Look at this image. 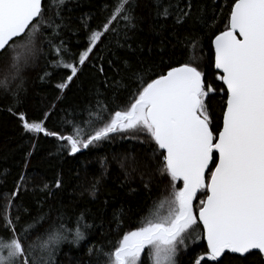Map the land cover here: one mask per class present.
I'll use <instances>...</instances> for the list:
<instances>
[{"label":"snow or ice","instance_id":"obj_1","mask_svg":"<svg viewBox=\"0 0 264 264\" xmlns=\"http://www.w3.org/2000/svg\"><path fill=\"white\" fill-rule=\"evenodd\" d=\"M80 6L72 0H0V59L8 69L0 94L10 99L7 110L33 149L41 138L52 139L64 157L86 156L117 137L146 143L151 159L144 167L155 162L170 188L138 226L115 243L108 240L107 250L89 241V256L95 264H144L148 249V264H181L189 242L203 240L206 247L192 264H222L226 253L264 264V0H231L224 30L211 39L219 89L205 78V30L214 23L201 9L194 13L193 0H149L148 16L161 30L170 29L173 56L177 49L181 56L159 65L117 55L143 50L133 43L144 0H104L105 15L95 26L94 13L75 16ZM26 67H39L41 83L58 78L53 85L58 92L32 117L21 95ZM85 79L86 100L65 108L61 102L70 85L83 90ZM217 107L219 120H214ZM54 116L58 128L49 127ZM31 155L25 156V170ZM105 160H100L104 174ZM73 173L79 180L80 171ZM28 179L22 173L0 207L5 233L0 264H56L61 244L80 247L93 230L103 235L102 219L89 221L86 211L68 216L61 209L41 232L51 212L44 206L65 181L58 173L51 183L32 185L34 195L36 189L43 193L33 208L21 197ZM99 185L96 179L86 189L93 200ZM113 225L123 230L122 213H113L109 231Z\"/></svg>","mask_w":264,"mask_h":264},{"label":"trees","instance_id":"obj_2","mask_svg":"<svg viewBox=\"0 0 264 264\" xmlns=\"http://www.w3.org/2000/svg\"><path fill=\"white\" fill-rule=\"evenodd\" d=\"M72 2L81 5L76 9L75 16L85 13L95 14L92 21L93 26L105 15L101 12L104 0H72ZM148 3L149 0H144V6L139 13L141 20L138 24L136 40L133 43L134 48L139 46L143 50L137 52L118 51L117 55L132 60L141 59L145 63L155 62L157 65L161 63L162 59L167 61L169 57H172L173 60L180 59L179 49L173 56L171 37L168 35L170 29L161 30L148 16ZM230 3L231 0H193L194 13L199 8L204 15L209 17L210 22L214 23V27L205 30L207 37L204 40L203 51L206 64L205 78L217 89L221 87V84L215 79L216 69L214 68L211 39L215 34L224 30ZM162 48L163 51H161ZM199 54V50H197V55ZM108 55L109 53L105 52V56ZM38 63L42 64L43 61L40 60ZM105 68L107 71V65ZM7 70V63L0 59V79H3ZM38 74L39 67H26L22 73L24 91L21 92V95L27 97L25 107L28 109L29 117L41 114L52 100L54 93L58 92L53 87L54 83L58 81L57 77H53L52 83H41L37 79ZM112 74L109 72V75ZM87 91V79L84 81L83 90L70 85L69 90L65 93V99L61 102L62 105L68 108L75 104H82L86 100ZM216 100L219 101L218 94ZM9 103L10 99L0 94V207L8 202L9 194L14 190L18 177L22 173L29 179L28 191H22L21 197L27 205L33 208L39 207L36 197L42 198L43 193L36 189L34 195L32 185L51 183L56 179L57 174L61 173L65 181L64 189L58 190L57 195L46 202L44 211L51 210L50 219L40 228V231L43 232L56 219L57 209H61L68 216L86 211L89 221L93 219L104 221L103 235L93 230L95 234L90 236L89 240L81 242L80 247L70 243L61 244L56 255V264H89L90 260L95 264V257L89 256L88 253L91 244H103L107 250L108 240L115 243L124 231L129 230L130 226H138L149 210L168 196L169 179L158 173L155 162L148 168L144 167V161L151 159V149L146 143L140 144L136 140H122L117 137L111 144L94 149L86 156H78V158L59 155L56 151V142L52 139L41 138L39 142H35V149H33L34 142L28 140L17 117L7 110ZM22 110L23 108L18 109V111ZM214 120H219V107L216 108ZM53 126L59 127L58 118L55 116L49 124V127ZM29 151L32 152V155L29 157L28 168L25 170L23 165ZM104 158H106L107 164L106 174L100 166V160ZM121 161L125 164L124 168L120 166ZM133 165L136 166L135 171H133ZM85 166L87 171H85ZM73 169L80 171L79 180L72 178ZM96 179L100 180V185L97 197L93 200L86 189ZM145 183L149 184V188L144 187ZM177 186L182 187V182H178ZM133 189L135 191H132ZM12 211L15 215V208ZM113 213L123 214L124 226L121 232L115 230V225L109 231L108 221L111 220ZM4 234L0 229V235ZM205 247L206 243L203 240L195 245L189 242L188 251L183 252L179 258L181 264H192L194 258L203 253ZM147 252L145 250V254L142 256L144 264H148ZM221 259L222 264H249V261L230 253H226Z\"/></svg>","mask_w":264,"mask_h":264},{"label":"water","instance_id":"obj_3","mask_svg":"<svg viewBox=\"0 0 264 264\" xmlns=\"http://www.w3.org/2000/svg\"><path fill=\"white\" fill-rule=\"evenodd\" d=\"M206 243V242H205ZM230 254H232V253H230ZM234 255H238V254H234ZM239 256V255H238Z\"/></svg>","mask_w":264,"mask_h":264},{"label":"rangeland","instance_id":"obj_4","mask_svg":"<svg viewBox=\"0 0 264 264\" xmlns=\"http://www.w3.org/2000/svg\"><path fill=\"white\" fill-rule=\"evenodd\" d=\"M145 250H147V251H148V249H145Z\"/></svg>","mask_w":264,"mask_h":264}]
</instances>
